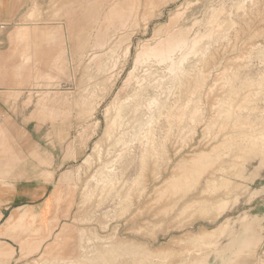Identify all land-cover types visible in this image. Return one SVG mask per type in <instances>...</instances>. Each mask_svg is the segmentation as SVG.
Here are the masks:
<instances>
[{"label": "rangeland", "instance_id": "obj_1", "mask_svg": "<svg viewBox=\"0 0 264 264\" xmlns=\"http://www.w3.org/2000/svg\"><path fill=\"white\" fill-rule=\"evenodd\" d=\"M46 6L0 15V151L43 142L57 173L0 219V264H264V0Z\"/></svg>", "mask_w": 264, "mask_h": 264}, {"label": "crops", "instance_id": "obj_2", "mask_svg": "<svg viewBox=\"0 0 264 264\" xmlns=\"http://www.w3.org/2000/svg\"><path fill=\"white\" fill-rule=\"evenodd\" d=\"M53 0H0V15L6 19L21 18L34 8L44 9ZM5 110V107H4ZM30 147H40L41 154H7L0 151V219L8 210L31 209L46 197L47 189H39L37 178H54L55 158L47 144L34 140ZM44 151V152H43ZM63 167V166H62ZM46 185V184H45Z\"/></svg>", "mask_w": 264, "mask_h": 264}, {"label": "bare ground", "instance_id": "obj_3", "mask_svg": "<svg viewBox=\"0 0 264 264\" xmlns=\"http://www.w3.org/2000/svg\"><path fill=\"white\" fill-rule=\"evenodd\" d=\"M112 8H111V10H112ZM127 16H129V15H125L124 13H121V12H118V13L117 12L116 13L113 12V13L107 15L105 18H106L107 22L109 20V23L112 24L113 26H115L117 28V27H120V26H123V25L126 24V21H128L127 20ZM103 18H104V16H103ZM175 22H177V21H175ZM102 37H101V39L99 41L101 44L103 43V39H104ZM186 42H187V37H186V34H184L183 32L180 31V32L172 33V34L169 33V34H167L165 36L164 39L159 40V42L153 48H151L150 46H148V47H145L144 46L145 48L143 47L144 50L142 51V53L140 52L141 54L139 56L141 58H143L142 60H145V59H155V60L158 61V63L159 62H161V63L162 62H169V61H171V59H172L173 55L175 54V52H177L178 50H180L184 46H186V44H187ZM140 63H141V61H140ZM170 65H172V64H170ZM171 68H173V67H171Z\"/></svg>", "mask_w": 264, "mask_h": 264}]
</instances>
